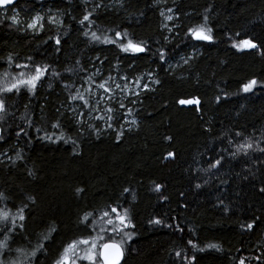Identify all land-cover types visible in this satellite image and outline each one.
I'll return each mask as SVG.
<instances>
[{
	"label": "trees",
	"instance_id": "trees-1",
	"mask_svg": "<svg viewBox=\"0 0 264 264\" xmlns=\"http://www.w3.org/2000/svg\"><path fill=\"white\" fill-rule=\"evenodd\" d=\"M164 6L173 11L170 28ZM13 9L24 25L43 13L42 30L10 21ZM47 10L60 20L49 22ZM87 12L93 23L81 24ZM205 16L211 41L188 33ZM86 30H126L145 51L93 41ZM246 39L257 46H234ZM35 65L49 66L35 90L0 93L7 105L0 120V192L7 200L0 208L15 213L27 205L24 228L0 250L5 264L17 248L35 247L53 223L58 230L32 261L54 264L64 244L97 235L86 227L93 218L81 222L85 212L99 216L117 202L129 209L134 227L127 231L135 233L121 264H264V0H17L0 7V78ZM94 72H101L97 82L135 79L140 91L117 105L119 117L106 109L79 122L69 107L78 99L70 97ZM252 79L257 84L244 92ZM144 84L150 86L141 90ZM249 139L253 147L238 152ZM252 221V229L242 227ZM4 231L0 225V240Z\"/></svg>",
	"mask_w": 264,
	"mask_h": 264
},
{
	"label": "snow or ice",
	"instance_id": "snow-or-ice-1",
	"mask_svg": "<svg viewBox=\"0 0 264 264\" xmlns=\"http://www.w3.org/2000/svg\"><path fill=\"white\" fill-rule=\"evenodd\" d=\"M13 2L14 0H0V6L11 5ZM97 7H99V5H97ZM168 11L171 12V9ZM91 15V12L85 13L80 23L84 24L85 22H88L89 24H92L93 22L90 19ZM9 19H11L14 23L18 22V17L16 15L9 17ZM42 19L43 18L37 14V16L33 17L31 22L27 24V27L35 29L39 26L42 28ZM49 19H51V17H49ZM166 19L172 20L173 17L168 15ZM207 19V16H205L204 23L188 28V33L191 34L192 38L203 41L213 40L214 37L212 35V28L207 25ZM84 35L90 36L91 40L93 41H102L103 43L116 44L124 52L141 53L145 51L143 43L135 42L131 38H128V33L126 30L124 32L116 31L114 36H108L107 34L98 35L96 31L89 32L86 30ZM56 43H60L59 38L56 39ZM234 46L237 48L251 49L255 48L257 45L251 39H246L240 41L239 43L234 42ZM160 59L163 60L164 56L161 55ZM8 62L9 68H11V64L13 62V58L11 56L8 57ZM16 67L20 69L29 68L27 64H17ZM48 67V65H35L33 70L20 71L15 75L7 70L4 71L3 77L0 78V93L7 94L13 93V91L19 92L22 88L28 89L29 91L35 90L38 82L41 80V77H43L47 72ZM69 71L71 70L69 69ZM137 83H139V81H137ZM156 83H159V81H156ZM256 84L257 81L255 79L249 80L247 83L242 85V90L244 92H249ZM143 87L148 88L149 85L144 84ZM99 88L103 89L105 93L112 91L111 88L106 86V83H101ZM116 88H120V85L117 84ZM90 89L91 85H89V90ZM103 98V95H101V99ZM70 99L83 100L85 106H87L89 103V101L85 99L83 95L71 96ZM217 99H219V97H217ZM180 103H196V101L181 100ZM121 107H124V105L121 104ZM6 111V100L4 98H0V120L4 119ZM108 111L111 112V108H109ZM129 112H131V109H129ZM109 118L111 119V117ZM53 127L58 128L60 125L57 123L54 124ZM20 131L23 132L24 130L20 129ZM17 135H19V133H17ZM237 135H240V133H237ZM60 138L61 137H56V139ZM116 138L120 139V135L118 134ZM0 139H2V137H0ZM44 139L51 140L52 136L46 134ZM252 147L253 142L250 139L242 144L236 145L238 152L245 153ZM261 150L264 151V149ZM167 155L172 157L174 156V153L169 152ZM17 159H22L19 153H17ZM220 163L221 160L218 159L214 164L210 165V167H216ZM160 187V185H156L157 189H160ZM197 187H199V185H197ZM76 191L79 193L82 192L83 189H77ZM124 191L127 192L129 190L124 189ZM261 191L264 192V188H262ZM28 199L33 200L34 198L29 197ZM3 200H7V197H5L3 192H0V201ZM107 207L108 210H102L99 216H96L94 211H87L83 214V216L80 218L81 222H88L90 217L93 218L90 223L86 224V227L90 228L93 232H97V235H89L87 237L80 236L64 244L62 251L54 261V264H82V262L85 260L89 261L90 264H97L98 260H100V264H120V260L124 255V248L122 246L127 240L132 238V235L135 234H129L127 229L130 226L134 227V225L132 224V218L129 209L124 208L121 210L119 202H117V205L115 206L109 205ZM25 208H27L26 204L21 205L17 208L15 213H13L10 209H7V206H5V208H0V225H3L6 229V231H4V239L0 240V250L8 248L9 241L13 238V236L16 235L18 227L20 229L24 228L23 222L26 219ZM17 221L20 222L19 225L17 224ZM155 222L160 223L159 220ZM9 224L11 225L10 227L8 226ZM254 224L255 221H252L247 225H242V227L252 229ZM57 230L58 229L54 223L50 224L48 232L41 236L35 247H33L30 251H25L24 248H17L16 252L18 256L8 261L7 264H33L32 258H35L38 252L44 250L45 242L49 241L51 239V234ZM107 233L119 235V241L115 239V235L109 236ZM188 243L193 244L195 247V244L192 240H189ZM81 245L84 246L83 249L81 248ZM206 247L215 248L217 245L210 243L207 244ZM177 255L180 254L177 253ZM193 259H195V257H193ZM0 264H5V260L2 257H0ZM240 264H244L243 259H241Z\"/></svg>",
	"mask_w": 264,
	"mask_h": 264
},
{
	"label": "rangeland",
	"instance_id": "rangeland-1",
	"mask_svg": "<svg viewBox=\"0 0 264 264\" xmlns=\"http://www.w3.org/2000/svg\"><path fill=\"white\" fill-rule=\"evenodd\" d=\"M82 1H86V0H82ZM109 4H117V0H108ZM169 2V0H157L158 4H162V5H166ZM120 3V2H118ZM171 9V12H169L168 10ZM47 12L49 13V16L46 17L49 22L51 23H56L57 21L60 20L61 15L59 12L57 11H50L47 10ZM5 15L7 14V11L3 12ZM162 13H163V18H164V27L165 28H170L172 26L169 25L170 21L172 20H167L166 17L168 15H171L173 17V11L171 7H163L162 8ZM38 14V13H37ZM37 14H35L33 17L37 16ZM16 15L18 17V22H16V25H19L20 23H24V21L20 18L19 12L16 9H13L9 14H8V18ZM40 17H44L43 13H39ZM32 17V18H33ZM49 17H51V19H49ZM32 18L30 20H28L25 23V28L31 32H39V30H42L41 27H37L35 29L32 28H28L27 24L31 22ZM45 18V17H44ZM10 21H12L11 19H9ZM13 22V21H12ZM14 23V22H13ZM41 23L43 24V19L41 21ZM101 75V72H94L93 76H91L90 78H86L76 89L75 91H79L80 95H83L85 97V99H87L89 101L88 105L85 106L84 105V101L78 99L77 101H74L72 103L69 104L70 110L77 116V120L79 122H82L83 120H87L90 121L92 119H94L95 117V112L97 111H104L106 109L111 108V115L115 116V114L120 115V109L118 108L117 105L122 104L123 102H125L126 99H129L135 95L138 94V92L140 91V89L137 88V83L136 80H130L129 82H124V80L122 79H118L117 77H113L111 79H106L101 80L100 82H97L94 77H99ZM94 81V83H93ZM101 83H106V86L111 88L112 91L111 92H107L105 93L103 89L99 88V85ZM119 84L120 88H116V85ZM89 85H91V89L89 90ZM150 86V85H149ZM144 87L141 89L143 90ZM101 95H103V99H101ZM126 118L124 119L125 122ZM86 121V122H87ZM132 126V124H131Z\"/></svg>",
	"mask_w": 264,
	"mask_h": 264
},
{
	"label": "water",
	"instance_id": "water-1",
	"mask_svg": "<svg viewBox=\"0 0 264 264\" xmlns=\"http://www.w3.org/2000/svg\"><path fill=\"white\" fill-rule=\"evenodd\" d=\"M16 2H17V0H14V2H13L11 5H14ZM11 5L0 6V7H2V8H7V7H10ZM1 134H2V129H1V126H0V136H1ZM122 247H123V246H122ZM124 258H125V250H124V255H123V257H122L121 260H120V264L123 262ZM101 259H102V258H101Z\"/></svg>",
	"mask_w": 264,
	"mask_h": 264
},
{
	"label": "flooded vegetation",
	"instance_id": "flooded-vegetation-1",
	"mask_svg": "<svg viewBox=\"0 0 264 264\" xmlns=\"http://www.w3.org/2000/svg\"><path fill=\"white\" fill-rule=\"evenodd\" d=\"M41 30H39V32H40Z\"/></svg>",
	"mask_w": 264,
	"mask_h": 264
}]
</instances>
